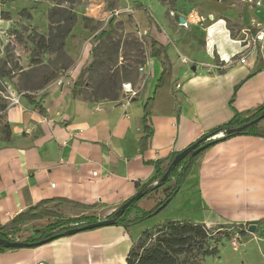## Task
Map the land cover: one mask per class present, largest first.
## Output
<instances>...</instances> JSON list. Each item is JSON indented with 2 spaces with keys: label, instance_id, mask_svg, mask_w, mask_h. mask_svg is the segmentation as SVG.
<instances>
[{
  "label": "crops",
  "instance_id": "1",
  "mask_svg": "<svg viewBox=\"0 0 264 264\" xmlns=\"http://www.w3.org/2000/svg\"><path fill=\"white\" fill-rule=\"evenodd\" d=\"M257 1L260 7L227 0L222 15L208 12L207 22L202 17L201 25L190 28L179 27L170 15L167 24L156 20L169 42L166 53L161 61L150 58L139 93L129 101L125 94L118 100H88L74 93L82 63L73 77L52 80L30 95L41 102L44 113L25 95H13L20 97V104L10 102L6 109L10 141L4 142L0 133V224L49 199L97 205L90 212L62 206L64 218L94 214L98 221L106 220L136 195V182L153 177L155 168L146 162L180 153L229 122L235 112L248 116L264 105V43L234 40L245 37L244 29L264 32V0ZM163 62L166 70L158 86ZM148 99L154 134L142 153L143 105ZM145 198L132 217L153 208L165 191ZM172 204L197 209V217H188L208 227L262 221L250 235H264V138L238 135L206 150ZM54 221L22 223L16 238H37ZM144 225L136 230L103 227L6 251L0 253V264H127Z\"/></svg>",
  "mask_w": 264,
  "mask_h": 264
},
{
  "label": "rangeland",
  "instance_id": "2",
  "mask_svg": "<svg viewBox=\"0 0 264 264\" xmlns=\"http://www.w3.org/2000/svg\"><path fill=\"white\" fill-rule=\"evenodd\" d=\"M139 3L147 6L162 24L171 19L170 10L185 16L195 10L200 17L210 12L217 18L228 7L227 0H166L165 3L160 0H0V65L6 63V69L11 71L10 78H0V106H8L13 95L33 96L48 84V79L73 77V71L81 63V70L88 69L78 78L81 83L78 93L85 99L98 100L116 94L123 97L121 89L125 81L138 89L146 77V69L142 68L151 58L149 20ZM54 7L71 9L77 20L63 49L52 50L43 57L35 56L29 37L49 36V12ZM113 16L116 18L113 32L98 40L102 31H109ZM204 20L207 22V17ZM2 113L0 109V116ZM173 201L155 217L134 226V230L144 224L146 230L165 220L193 221L198 216L197 209L188 211L177 204L171 208ZM11 237L12 241H19L15 235ZM202 264H264V235L242 238L237 249L231 241H225L220 254L207 257Z\"/></svg>",
  "mask_w": 264,
  "mask_h": 264
},
{
  "label": "trees",
  "instance_id": "3",
  "mask_svg": "<svg viewBox=\"0 0 264 264\" xmlns=\"http://www.w3.org/2000/svg\"><path fill=\"white\" fill-rule=\"evenodd\" d=\"M160 1L165 3L166 0ZM139 8L145 11L149 20L148 37L151 41L150 57L157 58L161 61L163 60V55L166 53L169 42L166 43L164 41L162 28L150 13L149 8L143 3H139ZM171 11L174 10H170V12ZM49 20L50 34L48 37H45L44 35L38 36V38L34 36L29 37L30 41L34 44V51L36 52L35 56L43 57L52 50L55 51L63 49L65 46V40L72 32L73 26L77 20V15L71 9L54 7L49 12ZM115 20L116 18L113 16L109 22V31H102L98 40L109 36L113 32ZM251 31L252 34H255L257 30L251 29ZM256 51L259 55L258 48H256ZM92 64L90 67L93 66ZM163 66L164 72L158 82V86L161 84V80L165 74V62H163ZM86 70L88 69L82 70L80 75L81 77L85 74ZM10 73L11 71L6 69V63L0 65V78H10ZM80 79L74 83V93L79 92V87L81 86ZM50 81L51 79H48L47 83ZM25 97L30 100L33 107L40 110L41 113H44L45 109L42 107L40 101L31 100V96L27 94H25ZM119 98L120 95L118 94L114 97H108V99L112 100H118ZM150 102L151 99H148L143 105V135L140 139L142 153L148 149L150 139L154 134L149 113ZM0 109L3 111L0 116V133L3 136L2 140L7 143L10 141L12 136L11 125L5 118L7 106L1 105ZM261 117L262 119L258 123L246 128L240 133L234 131L233 133L226 134L223 138H220L212 143L209 148L238 135H249L264 138V125L262 124L264 121V105H262L248 116L235 112L229 122L212 129L201 139L211 138L220 133H227L230 130H236L237 128ZM205 143H207V141L203 142V144ZM205 151L198 155L190 154L178 163L166 178L165 174L172 166L179 152L172 153V155L166 159L146 162L153 165L155 168L153 177L145 182H136V195H139V197L132 202L121 215H119L118 212L121 210L122 206L130 199L127 200L120 208L111 214L108 219H115L116 223L114 226L124 227L128 230L130 227L158 215L161 211L167 208L173 199L181 192L191 175L197 160ZM165 163H168L167 167H165ZM160 189H164L165 198L159 201L149 211L143 212L140 217H132L139 201ZM62 206H70L86 212L93 211L97 208V205H83L67 199H49L42 201L31 209L18 214L7 223L2 225L0 224V253L16 250L8 249L7 244L12 241L11 236H16L17 232L20 231L18 226L22 223L36 222L45 218L55 220L39 232V237L29 238L24 241L27 243H36L54 236H57L58 238L63 237L70 229L83 227L98 221V218L94 214H84L77 218H64L59 213V209ZM262 223V221L247 224L229 223L216 227H208L204 223L191 220H165L156 224L152 228L141 232L139 237L133 241L127 255L126 262L127 264H202L207 257L218 256L220 254V248L224 242L231 241L235 234H238L242 240V238L250 235V225L256 224L259 226ZM72 224L74 225L72 226Z\"/></svg>",
  "mask_w": 264,
  "mask_h": 264
},
{
  "label": "water",
  "instance_id": "4",
  "mask_svg": "<svg viewBox=\"0 0 264 264\" xmlns=\"http://www.w3.org/2000/svg\"><path fill=\"white\" fill-rule=\"evenodd\" d=\"M180 22L184 23L185 20L184 18H180ZM261 118H258L242 127L237 128L236 130H230L227 133H220L216 136H213L211 138H204L201 139L199 141H197L196 143H194L193 145L189 146L188 148L184 149L183 151H181L177 157L175 158L172 166L167 170L166 174H165V178L169 176V174L171 173V171L173 170V168L180 163L182 160H184L186 157H188L190 154H194V155H198L201 152L207 150L210 145L212 143H214L215 141H217L220 138H223L224 136H226V134H230L233 133L234 131H236L237 133L242 132L243 130H245L246 128L258 123ZM207 141V143L203 144V142ZM139 197V195H135L134 197H132L129 201H127L121 208V210L118 212L119 215H121L123 213V211L125 209L128 208V206L134 202L137 198ZM116 223L115 219H106V220H102V221H97L96 223H92L83 227H76L73 229L68 230L64 235L65 236H71L80 232H84V231H90V230H95V229H99V228H103V227H109V226H114ZM249 232L254 234L256 232V225H250L249 226ZM57 236L48 238V239H44L42 241L36 242V243H27L24 241H11L7 244V248L8 249H22V248H32V247H39L42 246L44 244H47L55 239H57Z\"/></svg>",
  "mask_w": 264,
  "mask_h": 264
},
{
  "label": "built area",
  "instance_id": "5",
  "mask_svg": "<svg viewBox=\"0 0 264 264\" xmlns=\"http://www.w3.org/2000/svg\"><path fill=\"white\" fill-rule=\"evenodd\" d=\"M245 2H249L251 4H255L256 6H261L262 3L260 1L257 0H243ZM170 17L175 19L177 24L179 25V27L182 28H190V26L192 25H201L203 22V18L200 17L197 13V11H192L190 12L187 16L184 15V13L178 12V11H171L169 13ZM184 18L185 22L181 23L180 22V18ZM243 36H245L244 38H240V36L238 38H234V40H238V42H247L248 44H252L253 46H256V44L258 42H263L264 43V32L259 31L255 34H252L251 29H244L242 31ZM264 47V45H263ZM241 63L244 64L246 63V59L242 58L241 59ZM143 70L145 69L142 68ZM59 84H62V81H59ZM122 90L125 94V99L127 101H129L130 99H133L134 97H137L139 91L134 87V85L131 82H125L122 85ZM11 104L13 105H17L20 104V97H14L11 101ZM54 186V185H53ZM241 239L239 237L238 234H235L231 240V243L233 245V247L235 249H237L239 247V243H240ZM36 264H49L47 262L44 261H38Z\"/></svg>",
  "mask_w": 264,
  "mask_h": 264
}]
</instances>
